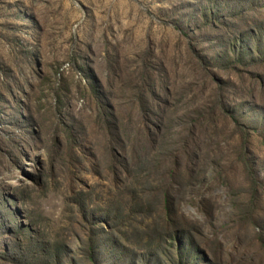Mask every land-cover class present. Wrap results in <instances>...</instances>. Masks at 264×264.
<instances>
[{"label":"rangeland","instance_id":"rangeland-1","mask_svg":"<svg viewBox=\"0 0 264 264\" xmlns=\"http://www.w3.org/2000/svg\"><path fill=\"white\" fill-rule=\"evenodd\" d=\"M0 264H264V0H0Z\"/></svg>","mask_w":264,"mask_h":264}]
</instances>
